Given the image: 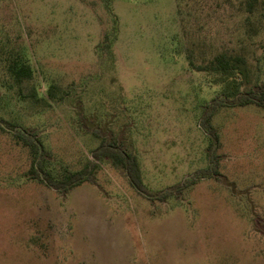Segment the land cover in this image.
<instances>
[{
	"label": "rangeland",
	"instance_id": "rangeland-1",
	"mask_svg": "<svg viewBox=\"0 0 264 264\" xmlns=\"http://www.w3.org/2000/svg\"><path fill=\"white\" fill-rule=\"evenodd\" d=\"M247 2L0 0V122L15 126L1 122L0 264H264V109L220 107L213 140L202 122L226 86L189 64L244 56L241 93L264 90V0ZM17 131L58 177L115 142L144 187L107 159L68 193L49 188Z\"/></svg>",
	"mask_w": 264,
	"mask_h": 264
},
{
	"label": "trees",
	"instance_id": "trees-1",
	"mask_svg": "<svg viewBox=\"0 0 264 264\" xmlns=\"http://www.w3.org/2000/svg\"><path fill=\"white\" fill-rule=\"evenodd\" d=\"M256 3L257 0H248L249 12H253ZM189 64L197 72L216 75L217 80L226 86L227 92L223 96L213 100V104L208 107L202 122L203 129L213 140H218V134L211 122L220 107H226L230 104L234 107L255 105L264 109V90L249 89L245 93H241L240 91L246 83L245 79L248 74V63L244 56L222 52L200 65L195 64L191 56H189ZM10 72L18 85L19 92L24 94V89L28 88L27 84L32 78L31 67L27 63L16 61L14 66L10 68ZM28 89L29 93L27 95H29V98L37 100L34 88L30 87ZM4 121L2 120L1 122L11 130H15L13 124ZM1 122L0 130L7 131ZM13 137L18 144L29 150L30 178L45 184L49 188L68 193L71 189L82 183L91 181L89 173H93L96 170L99 161L107 159L111 160L116 167L122 168L126 172L133 186L139 190H142L144 187L137 157L123 150L115 142H108L103 139L100 146L92 152V156L95 159L94 162L89 161L85 168L78 172H64L58 177L48 167V152L40 138L27 131L13 132ZM211 171L212 169L209 168L203 174H210ZM168 194L170 193L163 194L162 198L166 199Z\"/></svg>",
	"mask_w": 264,
	"mask_h": 264
}]
</instances>
